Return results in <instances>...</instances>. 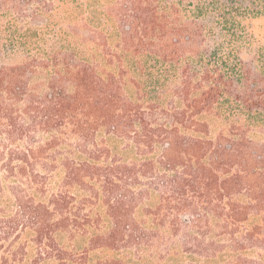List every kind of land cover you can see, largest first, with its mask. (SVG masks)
Wrapping results in <instances>:
<instances>
[{"label": "trees", "instance_id": "16d2710c", "mask_svg": "<svg viewBox=\"0 0 264 264\" xmlns=\"http://www.w3.org/2000/svg\"><path fill=\"white\" fill-rule=\"evenodd\" d=\"M256 0H0V264H264Z\"/></svg>", "mask_w": 264, "mask_h": 264}, {"label": "rangeland", "instance_id": "374dc122", "mask_svg": "<svg viewBox=\"0 0 264 264\" xmlns=\"http://www.w3.org/2000/svg\"><path fill=\"white\" fill-rule=\"evenodd\" d=\"M259 4H264V0H256ZM252 28L257 37L256 48L264 51V12L260 17L252 22Z\"/></svg>", "mask_w": 264, "mask_h": 264}]
</instances>
